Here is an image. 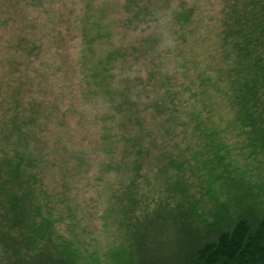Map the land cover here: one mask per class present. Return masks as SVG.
I'll use <instances>...</instances> for the list:
<instances>
[{"label":"rangeland","instance_id":"rangeland-1","mask_svg":"<svg viewBox=\"0 0 264 264\" xmlns=\"http://www.w3.org/2000/svg\"><path fill=\"white\" fill-rule=\"evenodd\" d=\"M222 6L223 0H0V45L24 40L37 56L33 67L25 62L51 119L42 126L43 168L49 190L64 203L66 215L57 225L61 235L78 237L79 247H60L75 256V264H131L143 258L130 245L124 214L129 203L119 197L137 180L131 163L138 150L129 149L128 163L119 164L127 131L122 126L138 129L137 121L145 146L153 143L149 134L158 140L152 153L144 149L148 170L139 172L137 184L149 180L183 200L200 228L216 222L223 207L229 214L249 209L253 215L256 209L264 216V153L238 132L220 134L225 145L218 151L209 133L193 131L196 122L175 137L162 129L156 108L174 98L173 109L201 113L207 127L232 120L217 88L202 83L204 76L219 77ZM9 55L14 52L0 56ZM203 102L211 114L203 112ZM187 120L183 116L182 122ZM154 194L151 190L149 198ZM241 196L248 199L240 203ZM194 237L172 239L165 231L157 239L160 247H147L149 263L178 264L195 248ZM5 255L0 247V264H27L24 251L12 260Z\"/></svg>","mask_w":264,"mask_h":264},{"label":"trees","instance_id":"trees-1","mask_svg":"<svg viewBox=\"0 0 264 264\" xmlns=\"http://www.w3.org/2000/svg\"><path fill=\"white\" fill-rule=\"evenodd\" d=\"M220 15L219 77L204 76L202 83L205 89L209 85L217 88L216 97L227 103L232 120L223 127H207L200 119L201 113L188 110L184 114L178 107L173 109L178 104L173 98L168 105L156 107L161 109V127L178 137L183 132L187 134L189 126L196 122L193 131L209 133L208 138L213 139V147L218 151L225 145L220 134L238 132L248 138L253 149L264 153V0H223ZM5 52L14 55L0 56V247H4L5 257L11 260L12 254L23 255L24 251L27 264H75V256L60 247H79V240L69 232L68 237L61 235L64 230L58 226L66 215L61 208L64 203L61 196L49 190L43 168V158L47 155L42 126L51 124V119L43 112L46 99L38 94L33 73L25 62L28 59L33 67L37 56H33V48L24 40L16 45L4 42L0 45V55ZM203 108V112H208L210 106L203 102ZM183 116L188 120L182 122ZM135 125L139 130L122 126L123 132L127 131L122 134L125 140L119 143L125 147V156L119 164L128 163L129 149L138 150L135 151L138 157L131 163L137 169V180L123 188L119 197L129 203L124 214L128 218L130 245L138 247L147 258L144 260L142 255L140 263L131 264H150L147 247L151 244L160 247L163 242L157 239L165 231L172 239L184 234L195 236V248L184 254L178 264H264V216L258 210H254L255 215L249 209L229 214V209L223 207V213L214 218L216 222L201 229L192 221L196 213L186 209L183 200L162 193L149 180L144 185L137 184L139 172L148 170L143 168L148 164L144 149L147 147L152 153L158 140L149 134L153 143L145 146L143 126L139 121ZM149 132L152 129L148 127ZM181 184L185 189V184ZM151 190L156 193L152 199ZM247 199L243 197L239 202ZM204 230L206 235L199 236Z\"/></svg>","mask_w":264,"mask_h":264}]
</instances>
